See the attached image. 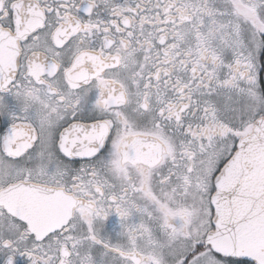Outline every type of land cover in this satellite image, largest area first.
<instances>
[{
	"label": "snow or ice",
	"instance_id": "obj_1",
	"mask_svg": "<svg viewBox=\"0 0 264 264\" xmlns=\"http://www.w3.org/2000/svg\"><path fill=\"white\" fill-rule=\"evenodd\" d=\"M0 264H264V0H0Z\"/></svg>",
	"mask_w": 264,
	"mask_h": 264
}]
</instances>
